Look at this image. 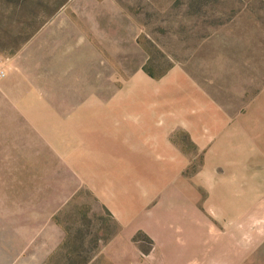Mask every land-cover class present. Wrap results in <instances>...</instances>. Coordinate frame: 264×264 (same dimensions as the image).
<instances>
[{"label": "rangeland", "instance_id": "obj_1", "mask_svg": "<svg viewBox=\"0 0 264 264\" xmlns=\"http://www.w3.org/2000/svg\"><path fill=\"white\" fill-rule=\"evenodd\" d=\"M204 92L217 129L251 107L264 139V98L250 104L264 97V0H0V264H114L102 250L126 228L92 191L104 171L134 186V210L151 197L130 237L140 262L264 264V206L204 185L221 163L185 132L152 142L172 182H146L135 152L131 185L127 109L140 128L146 105Z\"/></svg>", "mask_w": 264, "mask_h": 264}, {"label": "crops", "instance_id": "obj_2", "mask_svg": "<svg viewBox=\"0 0 264 264\" xmlns=\"http://www.w3.org/2000/svg\"><path fill=\"white\" fill-rule=\"evenodd\" d=\"M198 95L199 96L192 97V95L183 94V103L180 107L176 108H172L170 103L166 105L170 106L169 108H164L163 105L165 103L162 102L157 103L158 106H162L158 108L159 110H152L146 105L145 108L143 107L142 112L152 116V118H150L152 121L140 128L135 126L136 121L139 119V112L136 113L131 108L127 109L128 114L125 119L129 127L125 135V141L129 155H124L122 158L126 157V165L130 166V169L133 170H130L132 177H129V179H131V185L134 184L133 172H136V167L134 162L132 163L130 159H134L136 156L138 157V155L142 156L143 163H145V167L142 165L140 166V164L138 165V174L145 178L146 182L150 180L151 176L154 183L159 184L160 190L170 181L172 182L171 176H168L164 182L160 180L159 177L160 175L162 176L164 172H162L159 166L160 161L158 159L162 156L158 150V146L156 147L157 149L154 148L152 142L160 140L167 142L174 133L183 131L190 136L191 141L200 143L203 147L205 146L207 148L206 154L209 155L208 158H213L214 161L219 159L218 162L221 163L220 166H222L221 179L217 176V180L214 177L216 175L212 178L213 182L212 180L203 181L202 176L199 177V175H196L197 178L209 188L215 186L213 185L214 182H220V187H215L214 191L220 189L223 197H225L228 192L231 197L238 195V202H233L231 204L232 206H239V209L243 208V211H247L249 208L260 210L259 207L264 206V152H258V149H262L264 145L261 120H256L255 116L253 119H248L252 111V108L249 107L247 112L240 113V115L234 119L229 118L225 124H220V128L217 129L214 116L216 109L214 99L205 94V92ZM258 95L259 94L250 102V104L253 103L252 107H255L256 111L262 107L264 98L262 94ZM246 101L245 99L243 105L247 103ZM149 105L151 106V103H149ZM106 125L115 126V123L109 122L106 123ZM117 132L121 133L118 130ZM149 142L153 147L154 153L152 155L146 153L147 151L144 148ZM175 147V156L182 158L180 147L176 145ZM216 149H218L217 152ZM122 152H126V150L118 151L119 156ZM135 152L138 155L135 156ZM115 153L117 152L115 151ZM147 157L154 159L152 163L147 161ZM181 165L182 163L180 162V167L178 166L179 168H177L178 172L174 174L176 178H178L183 169ZM106 169L110 170L109 167H106ZM168 169L170 170V168ZM129 179H127V185ZM115 183L116 180L111 175L110 171H104L97 178L92 188L99 202L112 213L119 223L125 225L126 228L118 232V234L106 244L102 253L106 259L114 264H137L139 259L136 257V249L130 242V237L134 232L135 222L143 217L142 213L140 214L141 209L144 205H147L151 197L147 199V203H145L146 201L144 203H137L138 209L134 210L133 204L129 201V194L131 196L133 195L134 186H131L129 189L127 186V189L120 191L115 190ZM181 187L185 189L189 188L184 184H182ZM190 190L194 196L198 195L195 188L191 187ZM248 191L251 193L250 197H248ZM220 205L224 204L222 203ZM157 238L158 243L162 241L160 233H157ZM179 258L180 257L176 258L175 264H180L178 262ZM193 262L196 263L198 261L194 259ZM139 263L152 264L148 261H139Z\"/></svg>", "mask_w": 264, "mask_h": 264}]
</instances>
